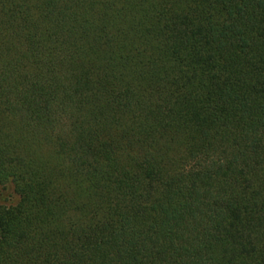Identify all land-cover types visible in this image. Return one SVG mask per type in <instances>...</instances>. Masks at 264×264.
<instances>
[{
  "label": "trees",
  "instance_id": "obj_1",
  "mask_svg": "<svg viewBox=\"0 0 264 264\" xmlns=\"http://www.w3.org/2000/svg\"><path fill=\"white\" fill-rule=\"evenodd\" d=\"M0 264H264V0H0Z\"/></svg>",
  "mask_w": 264,
  "mask_h": 264
}]
</instances>
